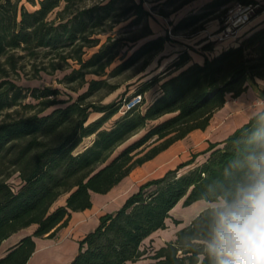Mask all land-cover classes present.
Returning a JSON list of instances; mask_svg holds the SVG:
<instances>
[{"label":"trees","instance_id":"1","mask_svg":"<svg viewBox=\"0 0 264 264\" xmlns=\"http://www.w3.org/2000/svg\"><path fill=\"white\" fill-rule=\"evenodd\" d=\"M230 3L257 4L211 0L174 29L195 27L220 9L225 13ZM262 11L264 6L257 8L250 20ZM149 15L136 0H0V246L33 227L7 249L0 264H25L35 249L34 237H54L72 212L92 206L93 193H107L135 167L189 133L204 130L227 96L243 93L249 79L264 78L262 19L234 44L203 56L201 62L186 50L177 53L162 70L136 85L132 95L139 101L130 107L85 101L92 91L109 85L105 79L87 81V75L115 76L138 62L143 71L164 50L166 35L135 47L139 39L153 34L146 21ZM128 19L126 26L140 25L139 31L116 36L115 26ZM199 29L201 24L194 31ZM94 47L97 50L85 58L86 49ZM26 66L33 78L69 69L63 81L78 87L88 83V89L68 101L57 99V88H25L16 80ZM155 85L157 95L142 108L144 93ZM28 94L37 102H24ZM119 111L121 115L105 126ZM93 113L99 116L90 119ZM89 136L90 143L75 152ZM201 154L199 162L192 156L140 183L118 209L100 215L95 228L78 241V253L69 264L135 262L144 254V241L166 228L179 203L189 206L199 200L222 204L201 210L146 264H216L209 249L218 211L238 202L264 174V110L224 139L210 142ZM13 175L19 179L16 186L9 182Z\"/></svg>","mask_w":264,"mask_h":264},{"label":"rangeland","instance_id":"2","mask_svg":"<svg viewBox=\"0 0 264 264\" xmlns=\"http://www.w3.org/2000/svg\"><path fill=\"white\" fill-rule=\"evenodd\" d=\"M137 2H142L144 8L150 13L146 21L150 28L153 31V34L145 38L139 39L135 47L145 40L156 37L158 35L168 36V41L164 46V50L160 53H157L151 63L146 67L145 70L139 71L140 62L136 65L123 71L122 73L112 76V75H87L86 80L90 79H105L109 84L104 86L96 91H92L85 99L87 102H92L96 105H102L105 103L116 102L123 103L125 107L132 106L136 104L139 99L138 96L132 95L136 85L149 78L151 75L162 70L164 66L169 63L177 53L181 51H188L193 60H203V56H211L221 49L225 48L226 45L233 43L237 35L241 32V27H234L232 24L227 22L226 15L229 10L232 9L235 3H230L227 6V11L221 13L219 11L214 12L213 14L207 16L201 20L198 24L188 28H180L175 30L174 25H176L182 18L188 17L191 14L200 13L203 7L210 2L211 0H136ZM257 8L264 6V0H256ZM28 9H33V6L26 4ZM164 12L166 15H164ZM264 17V11H262L257 19ZM145 20V19H144ZM130 19L123 21L115 26L114 34L116 36H129L133 33H137L140 29V25H130L126 26ZM248 23V22H247ZM246 23V24H247ZM202 25V29L195 30L199 25ZM102 40L105 39V36H100ZM130 44V43H129ZM209 45L211 49H204V46ZM98 47L86 49L84 55L85 58H88L93 52L97 50ZM126 49L124 47L123 50ZM119 60H116L110 67L113 68ZM77 67L76 64H74ZM108 69V70H110ZM28 66L25 67V71L21 74L20 79L16 80L18 85H21L25 88H57L59 94L57 96L58 100H75L78 95L83 93L88 89V83H85L83 86L78 87V83H65L63 81L64 75L70 72L69 69L56 71L53 74L40 73L39 77L33 78L32 73L28 71ZM112 86H116V89L110 91ZM110 91V92H109ZM158 93V86L155 85L144 93V103L142 108H144L148 102H150ZM24 102L35 103L37 100L32 98L29 94L24 99ZM64 103H59L57 106H63ZM123 105V106H124ZM123 108H121L122 110ZM50 110V109H49ZM119 111L114 115L105 126H109L112 122L121 115ZM99 116V113H93L90 116V119L96 118ZM2 115H0V118ZM143 133V130L138 134L133 136L128 142L137 138ZM92 136L86 137L75 149L76 151L81 150L84 146L88 145L92 140ZM202 136H190L186 137L181 143H176L168 151L161 153L158 157L144 163L143 165L132 170L120 183L114 186L112 194L102 204H99L87 217L86 219L89 222L93 220L102 212L114 210L122 201H124L130 194L135 192L140 183L146 181L150 178H155L164 174L168 169H173L179 164L186 162L192 156H196L195 161L199 162L202 160L201 152L204 150L202 147L203 142ZM122 145L120 148H122ZM119 148V149H120ZM117 149V150H119ZM200 153V154H199ZM189 166H186L180 170H186ZM9 182L12 185H18L19 179L16 175H13ZM63 202L61 198L58 203ZM222 204L221 201L216 203H208L205 201L194 202L189 206H183L182 202L179 203L171 212L172 217L168 220L167 226L163 230H159L154 233L150 238L146 239L142 245L144 254L142 257L135 262H129L128 264H144L149 262L150 256L158 250L160 247L165 245V242L174 239L175 233L178 229L188 224L191 219L196 216L201 210L211 205ZM33 227L22 230L17 233L13 238L17 236H22L28 233H31ZM10 242V241H8ZM8 242L4 243L5 248Z\"/></svg>","mask_w":264,"mask_h":264},{"label":"crops","instance_id":"3","mask_svg":"<svg viewBox=\"0 0 264 264\" xmlns=\"http://www.w3.org/2000/svg\"><path fill=\"white\" fill-rule=\"evenodd\" d=\"M257 16L241 27L242 30L237 35L234 42L238 39V37H240L242 34L247 32L250 28L254 27L262 19H264V17H262L256 20ZM234 42L226 45L225 48L228 47L229 45L234 44ZM194 61L201 62L202 60H194ZM261 110H264V78L249 79L248 87L243 93H241L237 97L227 96V100L224 106L214 113V115L212 116L209 122V125L204 130H195L189 133L183 139L174 142L171 146H169L164 151L160 152L154 158L158 157L161 153L168 151L176 143H181L182 141H184V139H186V137H190V136L193 137L202 136L204 140L202 142V147L205 150L210 142H216L224 139L228 134H230L236 128L247 122L251 116H253L254 114H256ZM202 159H204V155L202 156ZM113 189L114 187L105 194L93 193L92 206L83 211L72 212L67 225L62 229H60L59 232L54 237L48 238L46 235L41 237H34L35 249L25 264H69L70 261L74 258V256L78 253L79 250L78 241L86 233H88L89 231L95 228V226L98 224V218L100 215L106 212H111V211H105L100 213L93 220V222H89L86 219V217L97 206H99V204L106 202V200L112 194ZM123 202L124 201H122L120 205H118L114 210L118 209ZM15 235L16 234L12 235L11 237L3 241V243L0 246V257L6 253L7 249L10 246L15 244L22 237V236H17L16 238H13ZM6 242H8L7 246L3 248V250H1V248L4 246V243ZM129 262L131 261H128L125 264H128Z\"/></svg>","mask_w":264,"mask_h":264},{"label":"clouds","instance_id":"4","mask_svg":"<svg viewBox=\"0 0 264 264\" xmlns=\"http://www.w3.org/2000/svg\"><path fill=\"white\" fill-rule=\"evenodd\" d=\"M209 250L216 264H264V174L218 211Z\"/></svg>","mask_w":264,"mask_h":264},{"label":"built area","instance_id":"5","mask_svg":"<svg viewBox=\"0 0 264 264\" xmlns=\"http://www.w3.org/2000/svg\"><path fill=\"white\" fill-rule=\"evenodd\" d=\"M256 7L257 4L235 3L234 7L230 9L226 15L225 20H227V22L232 24L234 27H240L250 21V18L256 11Z\"/></svg>","mask_w":264,"mask_h":264}]
</instances>
